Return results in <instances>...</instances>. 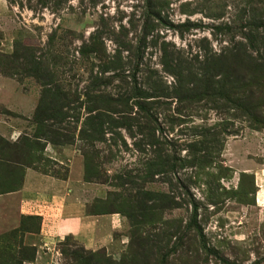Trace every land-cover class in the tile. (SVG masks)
I'll return each instance as SVG.
<instances>
[{
  "label": "rangeland",
  "instance_id": "1",
  "mask_svg": "<svg viewBox=\"0 0 264 264\" xmlns=\"http://www.w3.org/2000/svg\"><path fill=\"white\" fill-rule=\"evenodd\" d=\"M45 1L0 0V54L11 56L18 44L46 50L52 35L47 58L50 71L72 97H79L78 105L86 100L93 64L99 65L104 56L102 51L86 60L80 49L102 18L117 31L121 25L131 29L137 24V34L130 32V37H138L150 24L148 20L155 23L160 44L148 46L143 68L147 61L162 70L161 42L189 57L205 51L220 53L236 37L228 33V26L240 24L257 0H152L154 7L161 8L163 20L155 19V13L150 15L149 0H67L59 10L60 0ZM172 24L187 26L178 29ZM104 42L108 53L117 48L111 38ZM4 70L10 74L1 75L15 81V91L25 96L22 105L28 111L11 112L0 106V116L12 122L11 129H18L10 138L0 134V193L22 189L28 179L30 199L48 204L54 200V209L71 207L73 214L117 215L119 222L109 243L97 249L86 248L72 235L55 238L50 244L43 230L49 208L36 209L31 204L27 214L16 207L14 222L0 230V264H264V208L255 201L258 185L252 172V164L260 161L257 147L262 148L264 129L254 133L245 121L215 109L208 98L198 114H189L172 101L158 111L163 130L157 134L172 143L169 147L175 161H187L190 144L202 139L193 138L196 127L220 133L224 146L202 169L180 166L163 174L151 170L152 155L136 148L135 138L124 129L121 135L126 144L110 132L108 142L81 139L85 107L80 121L73 123L77 127L74 144L34 139L38 126L33 117L43 86L22 71ZM166 81L170 84L173 78L166 76ZM16 99L22 103V97ZM226 126L234 135L225 134ZM247 132L254 136L241 142ZM112 136L117 145L109 143ZM257 139L262 142L256 144ZM91 161L94 166L89 168ZM162 194L169 200L175 197L183 207L158 211L154 207ZM192 200L199 204L200 234L190 226Z\"/></svg>",
  "mask_w": 264,
  "mask_h": 264
},
{
  "label": "trees",
  "instance_id": "2",
  "mask_svg": "<svg viewBox=\"0 0 264 264\" xmlns=\"http://www.w3.org/2000/svg\"><path fill=\"white\" fill-rule=\"evenodd\" d=\"M66 2L67 0H60L56 9H61ZM149 2L150 15L155 13V19L163 20L160 18L161 8L158 7V10L152 0ZM253 6L255 7L244 13L240 24L228 26V33L234 32L236 37H233L229 46L220 53L205 51L203 54L196 53L189 57V54L186 55L174 45L161 42L159 50L162 70L151 67L147 61L143 68L148 46L157 47L160 44L158 34H154L157 28L155 23L152 24L151 20H148L150 24L143 28L138 37H130V32L137 34V24L134 23L131 29L121 25V29L117 31L102 18L88 43L84 42L80 49L82 57L86 60H90L94 53L102 51L104 56L99 58V65L93 64L90 70L91 86L84 93L86 100L78 105L76 102L79 97H72L50 71L51 66L47 58L53 43L52 35L46 50L18 44L11 56L0 54V74L9 75L4 69L14 68L41 82L43 92L33 117L38 126L33 135L34 139L43 138L57 145L74 144V131L77 127L73 123L80 121L81 109L85 107L84 126L79 132L81 139H87L91 143L108 142V132L123 138L121 130L124 129L132 139L135 138L136 148L152 155L148 162L151 170L156 168L157 171L168 174L175 172L180 166L202 169L220 154L218 149L222 151V135L207 128L197 130L196 127L192 136L202 139L190 144V158L178 163L175 161L173 149L169 147L172 143L157 134L158 129L163 130L158 111L176 101L184 110H189V114H198V108L202 107V103L208 98L215 109L226 111L234 118L245 121L251 129H264L263 0H257ZM186 26L187 24H172V27L178 29ZM108 38L117 45L113 53L107 52L104 40ZM124 52L128 55L124 56ZM96 67L98 72L94 74ZM106 72L112 74L106 75ZM166 76L173 78L170 84L167 83ZM226 130L227 126L224 129L226 135H234V131ZM205 138H210V142H206ZM109 143L118 144L113 136ZM92 166L94 163L91 161L89 168ZM171 179L172 177L167 178ZM208 184L212 185L213 182L209 181ZM186 190L191 195L190 189ZM167 198L168 196L162 194L161 198L156 199L158 203L154 208L160 211L183 207L175 197L170 196V200ZM191 202L190 226L200 234L201 229L197 221L199 204L195 200ZM128 213L132 217V213Z\"/></svg>",
  "mask_w": 264,
  "mask_h": 264
},
{
  "label": "crops",
  "instance_id": "3",
  "mask_svg": "<svg viewBox=\"0 0 264 264\" xmlns=\"http://www.w3.org/2000/svg\"><path fill=\"white\" fill-rule=\"evenodd\" d=\"M14 82L13 79L0 74V106L11 112L25 113L28 111L22 105L25 103V96L17 95ZM21 97L23 98L22 103L16 99ZM11 126L12 122L10 120L0 116L1 135L10 138L14 134H18V129H11ZM253 132L256 134L261 133L256 130H253ZM253 136V133L247 132L241 142L246 139L250 140ZM258 142L261 143L262 141L257 139L256 144ZM262 143L263 145H260L262 148L257 147L258 153L261 154V157L258 158L260 161L256 160L252 164V172L258 185L255 195L256 203L258 206L264 208V141ZM28 182L29 180L27 179L20 190L0 193V230L14 222L16 207L19 213H27L30 210L29 206L33 204L32 207L36 209L49 208V210L46 209V212L49 214L43 219V230L46 234L44 235V240L50 244L55 242L53 241L55 238L66 235L74 236L88 249H97L109 243L113 230L118 226L119 219L116 217L117 215L73 214L74 211L71 207L54 209V200H48L49 204L46 202L42 203L39 199H30L26 195L27 192L29 193L32 190L31 184Z\"/></svg>",
  "mask_w": 264,
  "mask_h": 264
}]
</instances>
